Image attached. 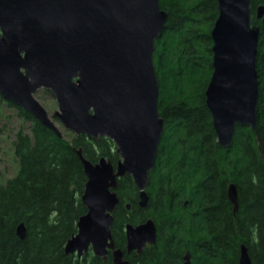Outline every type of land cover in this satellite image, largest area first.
<instances>
[{"label": "trees", "instance_id": "obj_1", "mask_svg": "<svg viewBox=\"0 0 264 264\" xmlns=\"http://www.w3.org/2000/svg\"><path fill=\"white\" fill-rule=\"evenodd\" d=\"M158 3L167 12L152 55L163 121L159 154L149 171L146 206L139 207L129 174L117 179L112 236L123 246L124 224L151 217L154 246L131 264H180L187 248L194 264H238L241 243L252 264H264V16L255 19V8L264 0L250 1L251 22L260 25L257 136L249 126L237 125L227 148L216 140L204 94L212 73L210 30L217 0ZM0 99L31 122L29 131L19 128L12 141L16 173L5 180L0 175V264H113L110 255L103 260L88 251L79 259L64 251L86 211L81 200L86 176L76 148L91 162L104 156L115 164L113 142L83 133L59 137L12 101ZM228 181L238 191L235 213L226 197ZM21 222L23 238L16 235Z\"/></svg>", "mask_w": 264, "mask_h": 264}, {"label": "water", "instance_id": "obj_2", "mask_svg": "<svg viewBox=\"0 0 264 264\" xmlns=\"http://www.w3.org/2000/svg\"><path fill=\"white\" fill-rule=\"evenodd\" d=\"M250 1L217 0L218 15L210 30L212 73L205 103L216 140L224 148L237 125L249 126L257 136L260 25L251 22ZM263 16L264 3H259L255 19ZM166 19L158 0H0V95L59 137L63 134L54 119L73 134L108 137L119 155L115 164L104 156L91 162L76 148L86 176L81 194L86 211L64 251L77 258L90 250L106 260L111 249L114 264H128L111 231L119 201L115 188L117 179L129 174L139 207L146 206L145 188L163 130L152 55ZM41 88L54 96V119L34 95ZM228 196L236 210L233 183ZM124 231L127 251L140 252L156 239L151 218L126 223ZM16 235L25 236L23 222ZM183 264H191L188 253ZM238 264H252L244 243Z\"/></svg>", "mask_w": 264, "mask_h": 264}, {"label": "rangeland", "instance_id": "obj_3", "mask_svg": "<svg viewBox=\"0 0 264 264\" xmlns=\"http://www.w3.org/2000/svg\"><path fill=\"white\" fill-rule=\"evenodd\" d=\"M35 97L52 116L57 109L54 97L44 89L36 92ZM54 121L64 135L70 133L56 119ZM30 124L29 120L18 114V110L14 106L7 105L0 99V175L2 180L12 177L16 173L18 164L13 154L12 141L19 128L28 132Z\"/></svg>", "mask_w": 264, "mask_h": 264}, {"label": "flooded vegetation", "instance_id": "obj_4", "mask_svg": "<svg viewBox=\"0 0 264 264\" xmlns=\"http://www.w3.org/2000/svg\"><path fill=\"white\" fill-rule=\"evenodd\" d=\"M41 89H44V88H41ZM41 89H39V90H41ZM38 90V91H39ZM44 90H46L48 93H50L52 96H53V94L49 91V90H47V89H44ZM37 91V92H38ZM54 97V96H53ZM102 137H105V136H99V137H96V138H102ZM161 137H162V134H161ZM161 137H160V141H159V144H158V147H157V153H156V156H155V160H156V158H157V156H158V154H159V146H160V142H161ZM105 138H107L108 140H111V139H109L108 137H105ZM112 141V140H111ZM113 142V141H112ZM114 144V143H113ZM114 147H115V145H114ZM115 151H116V148H115ZM119 159V155L117 154V159H116V161H115V163L117 162V160ZM231 183H233V182H231V181H228L227 183H226V197H227V199L229 200V202L231 203V205H232V212L233 213H235L236 212V210H234V208H233V203L231 202V200L229 199V196H228V187H229V185L231 184ZM234 184V183H233ZM236 186V185H235ZM236 190H237V187H236ZM262 202H263V200H262ZM187 203V201L185 200V204ZM237 203H238V191H237ZM238 207V206H237ZM127 208V207H126ZM142 208V207H141ZM261 208H262V204H261ZM127 209H129V208H127ZM263 214V213H262ZM148 218H151V217H146L143 221H145L146 219H148ZM152 219V218H151ZM143 221H141V222H143ZM154 221V220H153ZM140 222V223H141ZM127 223H129V222H127ZM155 223V222H154ZM126 224V223H125ZM125 224H124V226H125ZM124 226H123V233H124V244H123V246H118L117 244H116V242H115V239H114V237H113V239H114V243H115V248H120L122 251H123V258L125 259V260H127L128 261V264H131V261H133V259H134V256L135 255H137V254H141L142 253V251L144 250V249H147V250H149V249H151L153 246H154V243H155V241H156V239H155V241L153 242V243H145V245L144 246H142V248H141V251L140 252H138L136 249H133V250H130V251H127V249H126V238H125V231H124ZM156 234H157V231H156ZM240 246V245H239ZM111 249H109L108 250V252H107V255H106V259H107V256L108 255H110V257H111V260H112V256H111ZM189 254L190 255V262H191V264H194V262H193V255H192V253L190 252V249L189 248H187V249H185L184 250V252H183V254L181 255V262H180V264H183V262H184V256L186 255V254ZM135 261V260H134ZM114 264V263H113ZM133 264H134V262H133ZM135 264H138L137 262H135Z\"/></svg>", "mask_w": 264, "mask_h": 264}]
</instances>
